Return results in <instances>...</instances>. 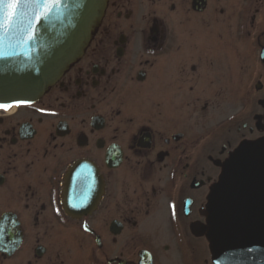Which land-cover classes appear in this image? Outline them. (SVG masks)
Returning <instances> with one entry per match:
<instances>
[{
	"label": "flooded vegetation",
	"instance_id": "flooded-vegetation-1",
	"mask_svg": "<svg viewBox=\"0 0 264 264\" xmlns=\"http://www.w3.org/2000/svg\"><path fill=\"white\" fill-rule=\"evenodd\" d=\"M106 3L42 97L0 108V264H219L211 193L264 153V0Z\"/></svg>",
	"mask_w": 264,
	"mask_h": 264
},
{
	"label": "water",
	"instance_id": "water-1",
	"mask_svg": "<svg viewBox=\"0 0 264 264\" xmlns=\"http://www.w3.org/2000/svg\"><path fill=\"white\" fill-rule=\"evenodd\" d=\"M107 0H0V104L35 102L78 60ZM211 194L210 238L219 264H264V153L248 144Z\"/></svg>",
	"mask_w": 264,
	"mask_h": 264
},
{
	"label": "snow or ice",
	"instance_id": "snow-or-ice-1",
	"mask_svg": "<svg viewBox=\"0 0 264 264\" xmlns=\"http://www.w3.org/2000/svg\"><path fill=\"white\" fill-rule=\"evenodd\" d=\"M20 3V0H8L7 9H8V18H11L15 15L16 9L18 7V4ZM8 105H0V108H7Z\"/></svg>",
	"mask_w": 264,
	"mask_h": 264
},
{
	"label": "rangeland",
	"instance_id": "rangeland-1",
	"mask_svg": "<svg viewBox=\"0 0 264 264\" xmlns=\"http://www.w3.org/2000/svg\"><path fill=\"white\" fill-rule=\"evenodd\" d=\"M183 34L187 33L186 29L182 28Z\"/></svg>",
	"mask_w": 264,
	"mask_h": 264
}]
</instances>
